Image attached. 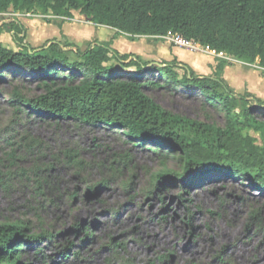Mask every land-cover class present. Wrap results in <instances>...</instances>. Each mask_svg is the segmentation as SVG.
<instances>
[{
	"label": "rangeland",
	"instance_id": "1",
	"mask_svg": "<svg viewBox=\"0 0 264 264\" xmlns=\"http://www.w3.org/2000/svg\"><path fill=\"white\" fill-rule=\"evenodd\" d=\"M74 12L85 25L71 28L75 43L53 38L51 13L9 9L0 15V44L19 50L10 24L29 19L48 37L35 46L44 29L27 32L22 25L23 43L37 49L56 40L74 60L75 50L103 42L92 38L104 39L88 17ZM195 47L185 54H204L201 45ZM248 67L256 70L247 84L251 91L228 86L264 101V68L257 61ZM12 89L0 84V225L24 227L28 239L19 241L20 264H264V196L246 183L210 174L188 187L177 179L158 184V173L178 169L177 153L105 125L23 111L14 120ZM22 90L39 93L35 84L23 83ZM145 93L166 111L224 125V114L203 106L198 95L164 88ZM243 134L264 146L263 131L246 128ZM37 235L42 237L31 239Z\"/></svg>",
	"mask_w": 264,
	"mask_h": 264
},
{
	"label": "trees",
	"instance_id": "2",
	"mask_svg": "<svg viewBox=\"0 0 264 264\" xmlns=\"http://www.w3.org/2000/svg\"><path fill=\"white\" fill-rule=\"evenodd\" d=\"M9 9L21 13L39 9L66 19L79 11L119 34H178L264 68V0H0V13ZM10 26L20 49L0 44V84L13 86L8 97L14 120L23 111L121 129L130 140L177 153L178 169L158 173V184L177 179L188 187L197 178L216 174L244 182L264 196V146L243 134L246 128L264 133V119L255 116H264L263 100L236 94L221 77L196 75L186 64L179 68L175 60L155 64L121 54L110 41L75 50L74 60L56 40L34 49L19 38L20 23ZM221 69L218 65L217 72ZM23 83L35 84L39 93L28 95ZM148 88L198 95L203 106L224 114V125L166 111L145 93ZM66 155L73 157L70 151ZM24 233L18 223L0 225V264H20L17 248L21 239H28Z\"/></svg>",
	"mask_w": 264,
	"mask_h": 264
},
{
	"label": "crops",
	"instance_id": "3",
	"mask_svg": "<svg viewBox=\"0 0 264 264\" xmlns=\"http://www.w3.org/2000/svg\"><path fill=\"white\" fill-rule=\"evenodd\" d=\"M4 14V13H0ZM15 15V13L13 14ZM55 19L52 20V36L53 38H66L69 41L75 43L71 39L72 27L78 28V24L82 25L81 23L77 22L79 19L76 17L74 11H72V18L66 19L62 17H53ZM13 22L15 19H12ZM71 22H70V21ZM21 25L26 27L27 32H31L33 29L42 28V25L38 22H34L32 20H19ZM85 26V25H82ZM89 26L94 27V29H98L104 32V39L102 38H92L96 39L97 41H110L113 43H117L116 45L120 44L123 46H118V49L113 47L114 49L118 50L122 54H131L140 57L143 61L149 63L158 64L160 62H172L177 61L178 66H182L183 64L188 65L192 70L195 72L196 75L199 76H213L217 75L221 77L227 85L230 87L235 88L236 91L239 92V89L242 87H248V91H251V86L249 84V77L253 76L252 73H255L256 70L249 68L248 65L244 62L237 60L236 58L224 54V53H216L207 47H203L204 54H185V50L183 48L173 46L170 43L169 38L166 36H134V41L128 38L129 36L126 34H119L117 30L111 29L109 27L100 28L95 26H100L94 23H90ZM44 36L34 37V44L38 46L36 43H39L43 40L47 39V31L44 29ZM90 39V41L92 40ZM197 45H199L197 43ZM90 46V45H89ZM87 48V47H86ZM220 64L221 71L217 72V66ZM238 78V79H237ZM248 84V85H247Z\"/></svg>",
	"mask_w": 264,
	"mask_h": 264
},
{
	"label": "built area",
	"instance_id": "4",
	"mask_svg": "<svg viewBox=\"0 0 264 264\" xmlns=\"http://www.w3.org/2000/svg\"><path fill=\"white\" fill-rule=\"evenodd\" d=\"M166 37L169 38L174 46L189 50L196 49V42H194L193 40H188L181 35L169 33L166 35Z\"/></svg>",
	"mask_w": 264,
	"mask_h": 264
}]
</instances>
